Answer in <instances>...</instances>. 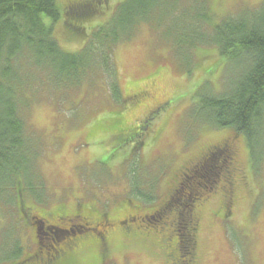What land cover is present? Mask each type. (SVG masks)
Segmentation results:
<instances>
[{"label": "rangeland", "instance_id": "1", "mask_svg": "<svg viewBox=\"0 0 264 264\" xmlns=\"http://www.w3.org/2000/svg\"><path fill=\"white\" fill-rule=\"evenodd\" d=\"M58 1L66 6V0ZM121 1L105 0L106 11L87 26L94 29L104 23ZM207 1L215 23L236 12L260 14L264 5V0ZM184 6L179 0L171 17H179ZM169 19L166 16L167 25ZM52 31L58 47L69 54L78 53L90 39L70 35L63 20L55 22ZM157 32L162 34L163 29ZM157 32L142 25L111 53L110 65L115 66L123 101L112 97L111 81L93 66L85 70L77 86L56 89L46 83L56 77L40 72L24 91L17 89V96L23 93L25 103L30 104H22L24 125L43 147L34 160L39 187L33 189L34 198L27 197L28 207L19 204L13 211L0 203V264L11 262L6 257L17 246L20 264H32L34 257L42 263L44 257L50 259L56 241L62 250L57 260H67L73 245L87 241L79 238L85 224L94 229L91 237L98 239L107 230L97 226L106 221H101V215L118 222L136 212L125 209L121 199L138 188L151 193L154 200L152 204L140 200L141 214H147L150 207L157 208L153 214L158 215L149 219L147 227L140 221L147 233L141 229L135 233L134 227L126 234H111L108 264H189L192 259L193 264H264V126L255 146L257 156L250 157L242 135L195 118L191 108L200 85L207 82L214 93L223 90L225 60L215 46H199L189 53L193 66L183 71L173 46ZM236 73L231 69L232 77ZM134 94L141 95L140 100L130 105L128 99ZM117 112L134 126L142 124L152 131L124 159H106L118 140L109 139L104 119L116 118ZM223 154L229 157L227 172L221 167ZM201 158L208 161L206 170L209 163L214 167L210 173L203 168L193 174ZM207 174L218 176L216 189L225 193L209 188ZM200 182L205 188H195ZM197 196L193 209L186 210L184 200ZM187 228L195 234L193 254H185ZM87 264H93L92 260Z\"/></svg>", "mask_w": 264, "mask_h": 264}, {"label": "trees", "instance_id": "2", "mask_svg": "<svg viewBox=\"0 0 264 264\" xmlns=\"http://www.w3.org/2000/svg\"><path fill=\"white\" fill-rule=\"evenodd\" d=\"M178 1L123 0L115 6L104 23L93 29L87 25L106 11L103 6L105 0H66V6H61L58 0H0V203L2 205L12 210L15 208L16 211L19 204L27 208V197L30 195L34 198L33 189L35 188L36 191L39 187L35 182L39 176L35 170L34 160L40 155V148L43 146L24 125L22 104H30L25 103L23 93L20 92L19 100L17 89L24 91L31 84L30 82L35 80V74L40 72H46L49 77L51 74L56 77L55 80L46 79V83L49 86L52 84L56 89L77 86L83 79L85 70L93 66L107 77V82L111 81L112 97L116 101H123L118 90L115 66L113 63L110 65V56L115 46L131 39L142 25H149L155 32L160 28L163 29L162 34L157 33L162 40L173 46L178 59L177 65L183 71L193 66L189 54L192 49L199 46L217 48L219 56L227 65H225L227 76L223 83L224 88L220 93H214L210 90L209 84L203 82L194 95L195 101L191 109L198 120L221 129L228 128L242 135L250 149V157L257 156L255 146L259 145L261 128L264 126V5L260 7V14L252 11L236 12L215 23L213 16L210 15L207 0H181L185 6L180 9L179 17H171L170 11L175 9ZM168 15L170 25L165 23ZM60 20H63L65 30L73 37L87 36V40L90 38L78 53H65L58 47L52 26ZM231 69L237 72L234 77L231 75ZM139 96L141 95H132L128 99L129 104L133 105L134 99L140 100ZM118 113H114L116 118L104 119L109 139L118 140L114 144L115 147L111 145L113 151L106 159L110 157L124 159L134 148L143 145L152 131L151 127L143 129L142 124L134 126L121 115L118 116ZM152 113L146 121L147 119L150 121ZM115 121L117 123L113 124ZM223 155L221 167L226 170L223 172H227L229 157ZM206 161L205 158H201L196 162L194 164L196 172L193 171V174L201 172L203 168L206 170L205 165L208 162ZM209 164L206 166L207 173H210L214 167ZM221 171L219 170V173ZM217 177L207 174L209 182L206 184L210 185L208 186L210 189L225 193L224 189H216L219 184V181H215ZM185 179L182 180L183 183ZM198 187L203 189L205 185L200 182L195 186ZM144 193L146 192L140 188L133 189L130 190L129 195L121 199L125 209L131 212L136 209V212L126 214L118 222H111L109 216L101 215V221L103 219L106 221L98 223L97 226H106L107 230L103 232L104 234L99 232L102 235H97L98 239L91 237V230L94 229H91L89 223L85 224L82 227L84 232L82 236L79 234V238L87 241L73 245L72 256L67 260H57V252L61 253L62 250L57 248L59 243L56 241L50 259L44 257L43 262L40 263L36 262L34 257L32 264H87L91 260L93 264L111 263L110 242L114 237L111 234L117 231L126 234L124 232L134 227L135 233H139V229L147 233L144 228L148 226L149 219L154 214L158 215L156 212L153 214L157 208L150 207H147V211L149 210L147 214H141L142 203L139 202L145 200L152 204L154 201L151 193ZM196 200L198 196L185 199L183 207L192 210ZM137 215L140 216L139 219ZM124 220L127 224L122 222ZM140 221L146 225L143 229ZM115 225L117 227L109 231ZM108 231L109 234L106 235ZM187 234L186 242L189 248L185 254H193L196 244L195 234L193 235L190 228H187ZM20 253L19 247H15L10 253L11 256L6 257L11 262L6 264H20L17 261ZM75 255H77L76 259ZM191 261L189 264H193L194 260Z\"/></svg>", "mask_w": 264, "mask_h": 264}, {"label": "flooded vegetation", "instance_id": "3", "mask_svg": "<svg viewBox=\"0 0 264 264\" xmlns=\"http://www.w3.org/2000/svg\"><path fill=\"white\" fill-rule=\"evenodd\" d=\"M80 217V216H79ZM142 222V221H141ZM122 223V222H121ZM55 227V226H54ZM175 227V226H174ZM178 228V227H177ZM194 235V234H193ZM166 249H168V246L167 247H165V250ZM173 251L175 252V254H177V255H179V253H178V251H177V249H173ZM171 252V251H170Z\"/></svg>", "mask_w": 264, "mask_h": 264}]
</instances>
